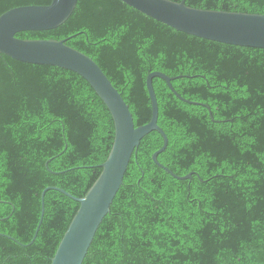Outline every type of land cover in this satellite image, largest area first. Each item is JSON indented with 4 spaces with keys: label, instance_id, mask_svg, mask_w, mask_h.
I'll return each mask as SVG.
<instances>
[{
    "label": "trees",
    "instance_id": "16d2710c",
    "mask_svg": "<svg viewBox=\"0 0 264 264\" xmlns=\"http://www.w3.org/2000/svg\"><path fill=\"white\" fill-rule=\"evenodd\" d=\"M181 2L182 0H173ZM52 0H0V15ZM264 14V0H186ZM23 39H67L93 58L147 134L83 264H264V48L179 31L121 0H78L70 18ZM115 140L112 114L78 73L0 53V264H52ZM32 242V243H31Z\"/></svg>",
    "mask_w": 264,
    "mask_h": 264
},
{
    "label": "water",
    "instance_id": "95a60500",
    "mask_svg": "<svg viewBox=\"0 0 264 264\" xmlns=\"http://www.w3.org/2000/svg\"><path fill=\"white\" fill-rule=\"evenodd\" d=\"M121 1L185 33L228 44L264 48V14L194 8L188 6L186 0ZM77 3L78 0H52L47 5L14 7L0 15V53L22 62L54 65L78 73L105 102L115 123V140L110 154L101 164L100 176L85 196L77 197L57 186L46 187L42 192V216L32 242L43 221L48 190H59L80 203L52 264L84 263L96 233L124 183L133 155L142 139L150 132L157 130L164 137L163 147L153 154L155 163L178 179H189L193 175H177L158 160V155L167 148L169 138L158 123L159 104L153 79L163 78L175 94L184 99L172 85V81L180 76L171 77L161 71L149 73L147 87L152 101V117L147 124L136 126L129 104L93 58L69 46L67 39H23L16 36L19 32L45 31L59 27L70 18Z\"/></svg>",
    "mask_w": 264,
    "mask_h": 264
}]
</instances>
